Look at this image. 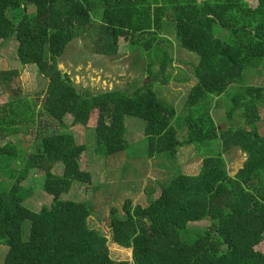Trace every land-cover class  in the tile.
<instances>
[{
  "label": "trees",
  "instance_id": "16d2710c",
  "mask_svg": "<svg viewBox=\"0 0 264 264\" xmlns=\"http://www.w3.org/2000/svg\"><path fill=\"white\" fill-rule=\"evenodd\" d=\"M99 14L94 26L93 15ZM169 22L180 46L199 56L192 69L196 84L186 100L192 112L182 141L173 126L176 110L160 102L152 86L154 81L168 84L175 64L172 41L163 36ZM218 28L231 32L232 44L217 36ZM89 32L94 33L98 56H120L124 47L153 54L155 80L131 96L120 90L80 91L60 70L59 59ZM11 39L18 43L21 65L36 66L48 81L41 115L60 126L70 116L73 126L94 129L98 155L110 157L127 149L126 117L145 121V136L171 159L183 146L219 141L221 148L203 159L197 175L181 173L147 206L128 199L123 214L111 209L107 226L112 242L132 251L128 262L114 260L108 238L90 228L87 203L62 199L75 183L92 185L83 164L85 145L65 133L43 136L30 153L22 142H0V175L12 182L0 188V245L6 241L9 248L2 264H264V136L258 126L264 86H248L232 99L227 120L231 124L239 114L240 123L226 129L216 123L212 109L193 111L242 84L251 60L264 58V0L253 5L247 0H0V41L4 45ZM14 76L1 72L0 81L8 84ZM39 103L22 98L3 104L0 140L36 124ZM232 149L246 155L245 168L236 177L230 176L225 158ZM31 171L45 174L43 190L53 197L39 211L25 206L29 195L25 197L22 183ZM203 221L211 223L207 230L189 231L190 224ZM26 222L31 227L24 241ZM183 232L197 239L184 241Z\"/></svg>",
  "mask_w": 264,
  "mask_h": 264
},
{
  "label": "rangeland",
  "instance_id": "374dc122",
  "mask_svg": "<svg viewBox=\"0 0 264 264\" xmlns=\"http://www.w3.org/2000/svg\"><path fill=\"white\" fill-rule=\"evenodd\" d=\"M247 2L253 5L256 0H247ZM95 15H93L94 26L100 20V14ZM169 24V35L166 38L172 40L170 51L174 56L175 64L171 67L172 75L168 79V84L150 81L156 78L155 73H151L155 71L152 68L155 61L154 55H147L142 47L134 52L124 47L121 55L113 58L96 55L93 51V32L84 33L81 38L69 45L66 53L59 59V68L70 76L80 91L91 94L120 90L131 96L140 86L152 83L159 101L176 110L177 117L173 121V126L178 131V139L182 141L188 133L186 119L192 110L186 107V100L191 88L196 84L192 69L198 64L199 56L180 46L175 34V25L172 22ZM216 34L223 41L233 43L231 32L218 28ZM17 48L18 43L15 39L6 41L4 45L0 41V73L15 72V76L8 84L0 81V107L12 100L29 98L32 101H40V115L37 117V123L25 127L20 135L0 140V142L3 145L9 141L22 142V147L30 153L43 136L65 133L73 135L77 145H85L83 164H87V170L92 175V185L75 183L72 191L64 195L62 199L87 203L91 211L89 226L108 238L111 257L116 261L131 262L132 251L123 249L112 242L111 231L107 226L111 209H117L120 214H123L122 207L128 199L132 200L134 205L147 206L152 198L160 195L163 187L169 186L181 173L197 175L203 165V159L220 152V142L179 147L177 158L171 159L166 154L156 151L157 143L145 136V121L126 117L127 149L114 156H100L97 154L98 145L94 129H88L83 125L73 126L70 116L65 119V127L60 126L49 116L41 115L48 81L38 74L36 66L21 65ZM156 70H159L158 66ZM248 86H264V58L251 60L244 71L242 84L232 85L224 95L207 99L193 111L212 109L214 119L222 129L230 127L233 123H240L239 114H237L234 118L236 121L229 124L227 113L233 106L232 99ZM260 115L259 133L264 136V108H260ZM225 158L231 170L236 163L245 160L246 155L237 149H232L225 154ZM61 170L56 169V172L62 174L63 166ZM44 182V173L31 171L22 183L26 189L25 197L29 195L25 203L29 209L39 211L43 206H50L52 203L53 197L43 190ZM11 184L12 182L4 175H0V188H9ZM210 225L209 221L193 223L189 225V231H204ZM30 227V222H26L23 226L24 241L29 239ZM181 239L193 243L197 238L183 232ZM8 250L7 242L3 241L0 245V264L5 261Z\"/></svg>",
  "mask_w": 264,
  "mask_h": 264
},
{
  "label": "water",
  "instance_id": "95a60500",
  "mask_svg": "<svg viewBox=\"0 0 264 264\" xmlns=\"http://www.w3.org/2000/svg\"><path fill=\"white\" fill-rule=\"evenodd\" d=\"M240 163V164H239ZM239 163H236L235 166H233L230 170V176L236 177L238 173L245 168L246 165V159L241 160Z\"/></svg>",
  "mask_w": 264,
  "mask_h": 264
},
{
  "label": "crops",
  "instance_id": "0c3cea01",
  "mask_svg": "<svg viewBox=\"0 0 264 264\" xmlns=\"http://www.w3.org/2000/svg\"><path fill=\"white\" fill-rule=\"evenodd\" d=\"M199 1H203V0H199ZM168 31H169V30H165V32H164V36H165V37H167V35H169ZM168 39H169V38H168ZM169 40H170V39H169ZM171 41H172V40H171ZM170 52H171V51H170ZM172 56H173V55H172ZM173 58H174V56H173Z\"/></svg>",
  "mask_w": 264,
  "mask_h": 264
}]
</instances>
